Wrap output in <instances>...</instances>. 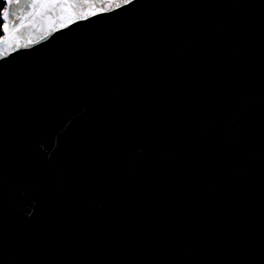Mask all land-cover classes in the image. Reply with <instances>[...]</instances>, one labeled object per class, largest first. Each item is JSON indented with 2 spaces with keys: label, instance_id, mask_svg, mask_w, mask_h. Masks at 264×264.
Returning a JSON list of instances; mask_svg holds the SVG:
<instances>
[{
  "label": "water",
  "instance_id": "obj_1",
  "mask_svg": "<svg viewBox=\"0 0 264 264\" xmlns=\"http://www.w3.org/2000/svg\"><path fill=\"white\" fill-rule=\"evenodd\" d=\"M0 264H264V0H4Z\"/></svg>",
  "mask_w": 264,
  "mask_h": 264
},
{
  "label": "trees",
  "instance_id": "obj_2",
  "mask_svg": "<svg viewBox=\"0 0 264 264\" xmlns=\"http://www.w3.org/2000/svg\"><path fill=\"white\" fill-rule=\"evenodd\" d=\"M5 9V1L4 0H0V37L2 36V28H3V12Z\"/></svg>",
  "mask_w": 264,
  "mask_h": 264
}]
</instances>
